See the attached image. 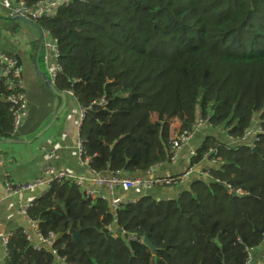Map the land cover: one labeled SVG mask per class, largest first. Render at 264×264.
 Listing matches in <instances>:
<instances>
[{
  "label": "trees",
  "instance_id": "obj_1",
  "mask_svg": "<svg viewBox=\"0 0 264 264\" xmlns=\"http://www.w3.org/2000/svg\"><path fill=\"white\" fill-rule=\"evenodd\" d=\"M38 23L58 40L54 83L85 109L79 135L102 174L145 176L168 163L175 118L189 129L208 117L233 136L255 116L264 125V0H70ZM8 92L0 77V136L14 138ZM223 142L207 135L192 159L217 147L212 179L192 176L172 198L123 202L117 219L106 198L54 181L28 210L44 235H56L53 246L35 249L17 228L4 264H246L264 240V135L255 151Z\"/></svg>",
  "mask_w": 264,
  "mask_h": 264
},
{
  "label": "crops",
  "instance_id": "obj_2",
  "mask_svg": "<svg viewBox=\"0 0 264 264\" xmlns=\"http://www.w3.org/2000/svg\"><path fill=\"white\" fill-rule=\"evenodd\" d=\"M0 3V51L15 55L22 68V76L26 86L29 104L28 117L19 127L18 137L29 142H12L11 137L0 136V257L5 258L3 237L17 228H24L27 220L20 212V203H32L46 190L35 187L22 193L8 196L5 188L4 176L18 182L27 183L38 178L47 164L69 172L90 177L91 172L80 164V155L76 147L80 128L81 105L76 97L67 92L66 106L57 118L54 125L38 138H34L52 118L54 112L61 104V98L53 94L43 83L34 65V51L38 40V31L33 26L23 23L11 15V10L17 5L18 0H1ZM43 62V61H42ZM39 69L48 75L44 62ZM181 126L178 118L173 120L172 128ZM211 126L202 128L181 149L176 163H165L157 171L158 175L176 176L185 172L190 164V151L197 149L209 134H219L225 139L226 132H210ZM174 129V130H175ZM35 130V131H33ZM208 134L202 137V133ZM1 131V129H0ZM54 151L55 156H51ZM212 166L207 160L197 165L198 169H208ZM192 177V176H191ZM182 182L181 188L172 186H156L149 190L141 188L119 187L116 197L125 200H137L139 197L151 194L157 199H166L178 196L179 192L189 187V179ZM101 193L107 195L105 187L100 188ZM254 258L264 260V240L253 249Z\"/></svg>",
  "mask_w": 264,
  "mask_h": 264
},
{
  "label": "built area",
  "instance_id": "obj_3",
  "mask_svg": "<svg viewBox=\"0 0 264 264\" xmlns=\"http://www.w3.org/2000/svg\"><path fill=\"white\" fill-rule=\"evenodd\" d=\"M70 0H44L39 1L36 4L29 6L25 0H18L17 5L11 10V15L14 17L16 14L26 16L30 19L38 21L43 16H54L57 14L59 7L62 4L68 3ZM2 1L0 0V3ZM44 31V42L42 61L48 69V77L55 82V78L62 70V65L59 60V45L58 40L53 37L50 32ZM0 77L4 79V84L8 89L7 102L9 103V110L13 116L14 132H17L19 127L24 123L29 113V104L26 93V86L22 76V68L19 59L10 53L0 51ZM72 93L71 91H68ZM85 109H80V124L84 117ZM210 125L209 118H203L200 116L193 126L189 129L176 128L172 134L170 159L169 163L174 164L179 159L181 149L185 143L195 136L202 128ZM264 135V125L260 116H255L251 126H249L241 135L233 136L226 135L223 146L226 149L235 148L239 145H246L249 147L256 146V143ZM84 140L79 135L76 143L77 150L80 155V164L86 166L90 172V177L75 174L64 169L57 168L53 165L47 164L43 168L42 174L33 181L22 183L13 180L9 174H5L4 182L8 196L22 193L25 190L35 187H43L47 189L54 181L71 180L74 184L84 190L86 198L103 197L109 201L112 212L115 219L117 210L121 203L127 202L125 198L116 197V191L119 187L128 189L141 188L149 190L156 186H171L177 182H184L191 176L203 177L212 179L213 176L208 169H198L197 165L201 161L207 160L212 166L219 165L221 163V157L218 156L219 149L217 147L210 148L203 156V159L199 163H192V159L197 157V149L190 151V164L185 172L176 176H162L158 175L157 171L164 163H158L150 168L145 176L131 177L127 176L124 172H110L109 174H102L99 171L90 167L91 158L87 156L83 146ZM51 156H55L54 151L51 152ZM105 187L107 189V195L101 193L100 188ZM231 189V186H229ZM232 190V189H231ZM238 194H243L242 189L233 190ZM135 201V200H131ZM32 203H20V212L27 220L26 227L23 228L24 234L27 239L32 243L35 249H41L44 245L53 246L56 239L55 234L48 236L44 235L39 229L38 222L32 219L28 210ZM112 225L109 226L110 231H116ZM124 234V230L119 229ZM13 232L3 237V245L5 253H7L8 241ZM264 235V228L262 230ZM134 238V237H133ZM143 242V239H140ZM253 249H248V257L246 264H264V260H257L254 258ZM53 252L57 255V250L53 249ZM64 258L57 256V261L62 262ZM0 264H4V258L0 257Z\"/></svg>",
  "mask_w": 264,
  "mask_h": 264
},
{
  "label": "water",
  "instance_id": "obj_4",
  "mask_svg": "<svg viewBox=\"0 0 264 264\" xmlns=\"http://www.w3.org/2000/svg\"><path fill=\"white\" fill-rule=\"evenodd\" d=\"M13 18L29 24L31 26H33L34 28L37 29L38 31V40H37V44L35 47V51H34V65L36 68V71L38 73V75L43 79V83L44 85L56 96L61 98V104L59 105V107L56 109V111L54 112L51 120L41 129L37 132V134L35 135L34 138H38L40 137L42 134H44L48 129H50L54 123L56 122L57 118L59 117V115L62 113V111L64 110L65 106H66V100H67V93L66 92H61L59 91L56 86L55 83L52 81V79H50L44 72H42L39 69L38 66V55L39 52L43 46V42H44V31L42 29V27L40 26V24L38 23V21L30 19L26 16L23 15H19L16 14ZM10 141L12 142H29L32 140H21V139H17V138H13ZM253 150H256V146L253 147ZM70 233L73 235L74 239L79 240V241H83V238L81 236V232L79 230H74L71 229ZM143 243L145 245H147L153 252L156 251V246L152 243V241L150 240V238L146 235L143 238ZM129 241H127V245H129ZM86 246H88V244L86 243Z\"/></svg>",
  "mask_w": 264,
  "mask_h": 264
},
{
  "label": "rangeland",
  "instance_id": "obj_5",
  "mask_svg": "<svg viewBox=\"0 0 264 264\" xmlns=\"http://www.w3.org/2000/svg\"><path fill=\"white\" fill-rule=\"evenodd\" d=\"M175 129V128H174ZM210 130V132H212L213 130H214V128H213V126H212V128H210L209 129ZM217 130V132L219 131V132H223L224 130H223V128L222 127H220V128H217L216 129ZM208 130H205L203 133H202V137H204L206 134H208ZM218 136H219V134H217ZM220 137V136H219ZM182 183L181 182H177V183H175V184H173V185H171L172 187H174V188H177V189H179V188H181V185ZM165 187H167V186H165Z\"/></svg>",
  "mask_w": 264,
  "mask_h": 264
}]
</instances>
